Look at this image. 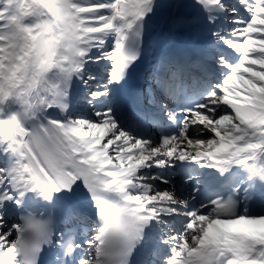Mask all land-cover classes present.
<instances>
[{"label":"snow or ice","instance_id":"snow-or-ice-1","mask_svg":"<svg viewBox=\"0 0 264 264\" xmlns=\"http://www.w3.org/2000/svg\"><path fill=\"white\" fill-rule=\"evenodd\" d=\"M0 264H264V0H0Z\"/></svg>","mask_w":264,"mask_h":264}]
</instances>
